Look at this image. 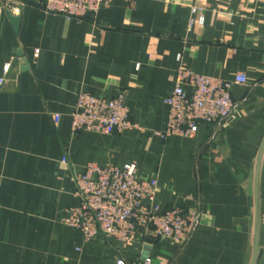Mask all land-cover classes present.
I'll use <instances>...</instances> for the list:
<instances>
[{
    "label": "crops",
    "instance_id": "obj_1",
    "mask_svg": "<svg viewBox=\"0 0 264 264\" xmlns=\"http://www.w3.org/2000/svg\"><path fill=\"white\" fill-rule=\"evenodd\" d=\"M8 3L20 5L18 27ZM43 5L0 0V264H251L257 242L264 264V1L110 0L82 20ZM178 54L196 73L248 79L233 85L234 116L193 138L159 134ZM119 91L137 127L73 132L79 93ZM92 161L135 162L158 208L197 207L193 240L84 242L61 216L80 204L76 177Z\"/></svg>",
    "mask_w": 264,
    "mask_h": 264
},
{
    "label": "built area",
    "instance_id": "obj_2",
    "mask_svg": "<svg viewBox=\"0 0 264 264\" xmlns=\"http://www.w3.org/2000/svg\"><path fill=\"white\" fill-rule=\"evenodd\" d=\"M125 1L134 4L136 0ZM109 3L110 0H44L43 9L67 19L82 20L96 16ZM15 5L8 7L12 17L21 13L20 5ZM191 22L193 24L194 20ZM177 60L175 86L165 99L169 107L167 126L159 134L162 137L181 135L193 138L203 123L228 122L239 106L232 96L233 85L246 84V75L237 74L234 80L202 75L189 69L181 54ZM9 68L10 64H7L5 72ZM4 84L5 79L0 78V90ZM59 118L56 114L55 120ZM137 126L131 118L123 91L112 98L79 93L72 113L74 133L81 130L123 133ZM138 173L135 162H90L76 177V195L80 204L66 209L62 222L77 230L84 242L106 237L129 243L132 237L142 232L149 239H169L179 245L188 243L200 227L198 209L181 204L171 210L155 208L157 186L153 180ZM141 262L153 264L151 258H144ZM114 264L127 262L118 258Z\"/></svg>",
    "mask_w": 264,
    "mask_h": 264
},
{
    "label": "rangeland",
    "instance_id": "obj_3",
    "mask_svg": "<svg viewBox=\"0 0 264 264\" xmlns=\"http://www.w3.org/2000/svg\"><path fill=\"white\" fill-rule=\"evenodd\" d=\"M9 5H6V9L8 10L9 8V6H16L15 4H12V3H8ZM9 11V10H8ZM193 24H192V22L190 23V26H192ZM218 125H220V124H218ZM93 162V161H92ZM89 164V163H88ZM138 167V166H137ZM84 170V169H83ZM83 172V171H82ZM82 172H80V173H82ZM138 172H139V169H138ZM79 173V174H80ZM78 174V175H79ZM141 177H146V176H143L142 174H140V173H138ZM77 175V176H78ZM157 189H158V187H157ZM156 193H157V191H156ZM179 205V204H178ZM181 205H187V207H194V208H197V207H195V206H193V205H190V204H184V203H182ZM155 208H158L157 207V205H156V201H155ZM177 207V205H175L174 207H172L173 209L174 208H176ZM171 208V209H172ZM171 209H166V210H171ZM198 209V208H197ZM165 210V209H164ZM198 212H199V215H200V217H199V224H200V227H201V225H202V220H203V215H202V212L198 209ZM63 216L64 215H62L61 216V219L63 218ZM200 227L196 230V232H195V234L193 233V237L190 239V241L188 242V243H186V244H184V245H179L180 247H186L192 240H193V238L195 237V235H196V233L198 232V230L200 229ZM97 239H104V240H107V241H109V242H115V243H117V244H119L122 248H129L130 246H132V247H137V246H139L140 244H142V243H145V242H152V241H172V240H169V239H163V238H160V239H149V238H147V236L146 235H144L142 232H140V233H138L136 236H134V237H132L131 238V241L128 243V242H121V241H115V239H109V238H106V237H99V238H97ZM173 242V241H172ZM175 244H176V242H174ZM260 251H261V249H260ZM119 258H122V259H124L123 257H119ZM118 259V258H117ZM117 259L115 260V262L117 261ZM125 261H126V259H124ZM141 261H142V259L141 258H139V264H141ZM114 262V263H115ZM127 262V261H126ZM127 264H128V262H127Z\"/></svg>",
    "mask_w": 264,
    "mask_h": 264
},
{
    "label": "water",
    "instance_id": "obj_4",
    "mask_svg": "<svg viewBox=\"0 0 264 264\" xmlns=\"http://www.w3.org/2000/svg\"><path fill=\"white\" fill-rule=\"evenodd\" d=\"M13 20H14V23H15V26L18 27L19 26V21H20V18L16 17H12ZM260 246L258 244V242L256 243L255 245V248H254V254H253V259H252V263L251 264H257L258 263V259H259V255H260Z\"/></svg>",
    "mask_w": 264,
    "mask_h": 264
}]
</instances>
